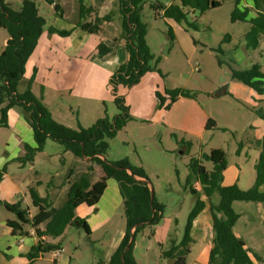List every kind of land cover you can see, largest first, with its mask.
Masks as SVG:
<instances>
[{"label":"rangeland","instance_id":"374dc122","mask_svg":"<svg viewBox=\"0 0 264 264\" xmlns=\"http://www.w3.org/2000/svg\"><path fill=\"white\" fill-rule=\"evenodd\" d=\"M33 1L38 14L45 19V31L49 26L70 29L77 20L76 0H68V3L60 0L64 9L62 15L56 12L47 0ZM98 1L90 0L92 3ZM116 1L108 0L107 7L111 6L116 10ZM150 1L146 0L144 3L141 17L147 25L146 42L150 51L155 58H161L157 67L163 77L157 70L148 71L135 84L122 91L117 90L116 94L124 99L123 103L127 106L129 119L116 131L114 137L107 140L105 158L108 162L127 159L130 165L142 167L154 197L164 205L154 234L151 235L150 227H145L134 239L132 253L136 264H169V259L161 257V250L169 248L170 240L178 242L182 239L188 213L197 197L187 185L190 173L188 164L192 157L200 159L207 172L212 173L215 164L202 157L212 150H220L227 163L225 182L229 178L238 177L241 189L251 187L254 182V162L258 151L250 145V141L255 139L260 131L256 128L255 121L258 117L253 111L264 102L258 101L262 97L254 90L231 77L228 64L235 69H246L258 64L260 70L264 71V34L259 36L256 49H246L244 35L250 23L231 21L233 0H219L221 3L218 7L204 13L191 12L188 21H193L195 27H189L184 21L179 24L166 21L150 8ZM246 1L249 0H242V3L245 4ZM4 2L12 9L19 10L23 0ZM251 5L250 9L254 12L253 4ZM252 11L249 17L253 16ZM112 17L111 23L105 24L103 33L90 34V39L85 40L88 43L86 47L90 48L87 76L76 77L71 86L72 91L58 92L53 89L48 76L43 74L47 70L38 74L37 71H32L42 80L35 79L31 90L39 97L41 87H44L43 101L51 106L54 112L52 117L54 116L57 122L69 124L72 128H76L77 124L89 127L105 115L112 119L120 113L108 85V75L117 64H121L124 44L120 48L118 44L107 41V37L111 39L119 35L121 29L117 13ZM169 26L174 33L172 40L167 35ZM7 38V31L0 28V53ZM41 41L69 40L48 33L44 34ZM100 42H104L112 50L110 57L104 61L98 57L97 45ZM219 48L221 52L218 51ZM218 59L223 63L218 64ZM174 87L189 89L195 97L194 100L178 99L169 111H166L160 107L155 92ZM208 118L215 121L214 127H205ZM262 123L264 124L263 120ZM10 133L9 129L0 128V149L8 142ZM8 166L11 169L18 164ZM28 168L29 163L26 164V170ZM85 168L90 173V182L102 179L104 173L96 161L65 152L59 143L48 138L43 151L37 152L34 169L30 172L36 170L39 173L38 177L44 182L40 188L43 195L46 192L45 185L51 180L55 186L64 188L59 195L61 199L58 198L54 204L59 208L65 202L66 190L69 187L67 181L80 178ZM26 170L23 171L27 173ZM194 187L200 191L198 182H194ZM219 200V193L215 191L211 202L216 204ZM27 204L34 210L29 201ZM256 204L251 201L233 202L234 211L240 215L236 230L241 234L248 233L249 236L257 238L262 236L264 239L263 213L258 211ZM207 213L208 207L194 220L197 224L202 222L198 224L199 227L203 226H197L193 233L190 253L185 264H205L208 258L207 243L212 235V228L203 224L206 222ZM5 216L12 217L0 206V218ZM115 228H121L123 231L125 228L122 205L113 218L112 229ZM112 234L113 230L99 229L90 236L81 228L69 226L53 241L60 242L63 248L61 257H69V264H98V260L103 257L101 255L112 244ZM246 240L250 242L248 238ZM53 253L54 251L46 252L37 264H50L49 261L55 258ZM258 254L264 256L263 240Z\"/></svg>","mask_w":264,"mask_h":264},{"label":"trees","instance_id":"16d2710c","mask_svg":"<svg viewBox=\"0 0 264 264\" xmlns=\"http://www.w3.org/2000/svg\"><path fill=\"white\" fill-rule=\"evenodd\" d=\"M49 3L52 0H47ZM242 0H233L234 8L231 12V21H247L250 23L245 33L246 49H256L259 44V36L264 34V0H251L256 14L249 17V7L241 5ZM146 0H117V17L121 23L120 37L124 39V47L128 54L125 62L118 65L108 80V84L114 94V102L120 108V113L112 119L107 115L97 119L89 127H82L77 124L76 128L66 126L57 122L51 115L41 94L35 96L31 90L35 75L24 77V65L41 34L45 31V19L38 14L36 4L33 0H23L19 10L12 9L4 0H0V28L8 33L6 44L0 53V126H7V111L10 108H18L24 120L30 125L36 147L25 146V153L17 157L18 161H32L36 152L44 149L48 138L59 143L64 151H68L77 157H87L96 161L106 177L116 180L122 198L123 215L125 218L124 234L113 250L107 262L98 260V264H136L132 253L136 235L145 227L151 228V235L159 224L164 205L153 197L150 201V187L147 182L140 181L135 176L148 180L142 167H134L127 159L108 162L105 158L107 140L114 137L118 129H121L129 119L127 106L123 98L116 94L117 87L123 85L129 87L135 84L146 72L157 70L161 58L154 57L146 42L147 25L142 20L141 13ZM219 0H164L149 3L157 15L166 21L174 23L186 22L188 26L195 27V23L188 21V15L193 12L204 13L205 11L218 7ZM53 8L60 13V6L55 3ZM99 8L95 5H86L79 0L78 21L73 28L57 29L53 26L47 27L50 34H57L67 37L74 29H81L88 34H96L104 20L111 18V13L99 16ZM62 15V14H60ZM169 39L174 38L171 26L167 29ZM98 57L109 52L108 46L100 42L97 45ZM221 52V49H218ZM218 59V64H222ZM231 77L242 84L250 87L264 100V71L260 70L258 64L250 68L235 69L228 64ZM159 105L168 110L178 98H194V93L186 88L174 87L164 88L155 92ZM255 115L264 121V104L254 108ZM216 125L215 121L208 118L205 127L211 128ZM253 148L259 154L254 163L255 179L251 187L241 189L236 183L229 186L221 185L223 171L226 168V161L223 152L212 150L204 154L202 158L212 161L215 169L208 173L202 161L192 157L188 167L190 173L187 177V185L195 196L194 205L188 213L186 224L183 230L182 239L176 242L170 240L169 248L161 250V257L166 260H174V264H185L190 253V244L193 241L191 229L194 219L208 205L211 215L212 241L208 254L207 264H255L264 262V259L257 253L246 248L243 240L234 232V225L239 214L234 211V201H251L260 203L264 208V134L261 138L252 142ZM3 173L0 171V181ZM67 190L64 204L57 208L53 206L54 195L51 189L41 196L34 187H28V194L36 211L29 216L26 208H22L19 202L8 203L1 201L0 204L9 212L15 214V218L7 220L6 224L14 232L24 234L28 226L35 227V234L38 241L32 245L26 253L27 259L32 263L41 254L50 250L60 248L58 244H48L42 239L43 236H61L69 226L83 229L90 235V229L86 218L76 215L78 206H94L99 200L106 183L104 179L90 182L89 174H82L74 181H67ZM194 182L200 184V191L194 187ZM52 183L46 184L50 188ZM217 191L220 196L218 203L211 202V196ZM200 194V195H199ZM203 195L204 198H201ZM44 223L41 230L39 225ZM131 235L134 239L128 244ZM29 262V264H30Z\"/></svg>","mask_w":264,"mask_h":264},{"label":"crops","instance_id":"0c3cea01","mask_svg":"<svg viewBox=\"0 0 264 264\" xmlns=\"http://www.w3.org/2000/svg\"><path fill=\"white\" fill-rule=\"evenodd\" d=\"M71 1H74V0H71ZM76 1L78 2V7H79V0H76ZM107 1L108 0H99L97 3L96 2L92 3L90 2V0H83V3L86 5H95L96 7H98L99 16H104L108 13H111V18L109 20H104L101 23L100 30L98 32L100 34L103 33L105 24L111 23L113 19L112 17L113 14H116L118 12V5H116L117 9L113 10L111 6L107 7L106 5ZM64 2L68 3V0H64ZM55 3H57L60 6V14H64V9H63V6L60 4V0H52L50 4L53 5ZM251 4H252L251 0L246 1L245 4H243L241 1V5L247 6L249 7V9L252 8ZM78 7L76 11H78ZM250 11L252 10L250 9L249 13ZM255 14L256 12L254 11L253 16ZM77 21H78V12H77V20L73 22L74 25L71 28L75 26ZM120 27H121V23H120ZM57 29H62V28H57ZM121 31H122V28L120 29L119 35H117L116 37H113L111 39L107 37V41H112L113 43H116V45L118 44L120 48L123 47L124 39L120 37ZM44 34H48V32L44 31L41 34V36L39 37V40L37 41L35 48L33 49L27 61L25 62L24 77L26 78L30 77L33 74L32 73L33 70L37 71V74L38 72L41 73L43 70L44 71L47 70L43 74L48 76L49 84L52 85L53 89H55L58 92L65 91V90L72 91L71 86L73 85V81L75 80V78L81 75L87 76V69H88L87 62L90 61V58H89L90 48L86 47L88 43L85 40L90 39L89 38L90 34L77 28V29H74L69 36L65 37V38H68L69 41H41ZM72 36L74 37V39ZM58 37H61V36H58ZM108 48H109V52L105 54L104 56L99 57L100 58L99 60L102 59V61H104L108 57H110L109 55L112 53V50L110 49L109 46ZM122 51H123V54L121 55L120 63L126 61L128 58V54L125 50V47H123ZM116 66L115 68H113V70L116 69ZM112 71L109 73L108 75L109 77L113 73ZM37 74L35 75V79L42 80V78L41 79L37 78ZM124 88H126V86L119 85L117 87V90L119 89L120 91H122L124 90ZM111 93L114 96L112 90H111ZM178 99L194 100L193 98H178ZM261 99H263V97L258 99V101H260ZM44 103L47 105L48 109H50L49 111L51 112V115H53L54 112L50 108L51 106L46 102ZM169 109L166 111H169ZM255 123H256V128H259V131H260V133L257 134V137L255 138V139H258V138H261L262 135L264 134V124L262 123L261 118H258V120H256ZM64 125L68 126L69 124H64ZM0 128L9 129L11 132L8 142L5 144V146H3L0 149V171H2L3 173L2 179L0 181V200L6 201L11 204L19 202L22 208H26L28 210L29 216H33L36 211V208L34 207V210H31L29 208V205L27 204L28 201L31 204L30 197L28 194V187L30 186L34 187L37 190V192L41 196H43V194H41L40 192V188L44 185V182L38 177L39 173L36 170L33 171L32 173L30 172L31 169H34L35 157L37 155V152L34 154L32 161L22 162V161L17 160L18 156L23 155L25 153V146H29L31 148L36 147V142L33 137L32 128L22 117L21 111L15 107L10 108L7 111V126L5 127L0 126ZM255 139L250 141L251 146H252V142ZM240 147L241 146H239V149ZM42 151H39V152H42ZM65 152H68V151H65ZM85 161L87 160L85 159ZM27 163H29L30 168L26 170ZM10 164H18V166L12 167L11 169H9L8 165ZM23 170H26L27 173H25ZM226 171L227 169H225L223 172V179H222L223 185L229 186V185H232L233 183H236L238 185L239 183L238 177L229 178L225 182L224 174ZM85 173H88L90 176V173L87 172L86 168L83 170L82 174H85ZM138 178L143 179L140 177ZM102 179L105 180L106 186L99 200L97 201V203L91 207L86 206L85 204L78 206L76 209V215L79 217L86 218L87 224L90 229V236L93 234L94 231L99 230V229H105L107 231L113 230V234L111 236L112 244L108 248V250L104 252L103 255H101V257L103 256L101 260L104 262H107L113 250L119 244L124 234V231L121 228L112 229L113 228V218L117 214L122 204V198L120 195L118 184L115 179L111 177H106L105 174H103ZM48 183H54V181L51 180ZM53 186L55 185L52 184L50 188L44 189V192L47 189H51V192L53 193V195H56L55 200H53V206H55L54 205L55 201L58 198L61 199L59 195H60V192H62L64 188L60 187L59 185L52 188ZM195 188L199 190L197 187ZM46 193L47 191L44 193V195ZM201 198H204V197L201 196ZM65 200L66 198L64 199V201ZM0 206L2 205L0 204ZM256 206L258 208V211L260 213H263V218H264L263 206L260 203H257ZM207 207L208 205H206L205 208L201 212H204ZM9 213L12 215V217L5 216L3 219L0 218V256H2L0 257V264H15L14 262H19L20 264H29L30 261L27 259L26 253L29 251L30 247L38 241V237L35 234V227L28 226L24 234H21V232H14L12 228L6 224L7 220H11L15 218L14 213H11V212ZM198 216L195 219H197ZM205 221L206 222H203V224L211 227V215H210L209 208H208V213H207ZM201 223L202 222L198 224L200 225ZM198 224L194 223L193 221V227L191 229L192 238H193V233L196 227L198 226ZM236 224H237V221L234 225L235 234L243 240L244 246L246 248L258 254L260 243L262 242V240L264 241V239H262V236H259V238H257V237L249 236L248 233L241 234L236 230ZM202 226L203 225H201L200 227L198 226V228H201ZM39 228L42 230L44 228V223L40 224ZM59 237L60 236L58 237L43 236L42 237V239L46 241V243L58 244L60 246V248H57L55 250L54 249L50 250V251H54L53 255L55 256V258L51 259L49 262L50 264H69V260H70L69 257H66L63 259L61 257L63 248L60 242L53 241L54 239L59 238ZM247 238L250 242H247L246 240ZM211 241H212V235L209 237V242L207 243L208 251L211 248ZM57 252L58 254H56ZM44 254H41L32 263L30 262V264H37V262L43 259ZM261 257L264 259V256H261ZM207 261H208V258L205 260V264H207ZM255 264H264V262L260 263V262L255 261Z\"/></svg>","mask_w":264,"mask_h":264},{"label":"water","instance_id":"95a60500","mask_svg":"<svg viewBox=\"0 0 264 264\" xmlns=\"http://www.w3.org/2000/svg\"><path fill=\"white\" fill-rule=\"evenodd\" d=\"M193 12H194V11H193ZM135 178L138 179V180H140V181H145V182H147L148 185H149L148 180H146V179H139L137 176H135ZM149 187H150V201L152 202L153 197H154V194H153V189H152V187H151V186H149ZM133 239H134V236L131 235L129 242H128V244L126 245V249L129 248L130 243L132 242ZM169 264H174V260H170Z\"/></svg>","mask_w":264,"mask_h":264},{"label":"built area","instance_id":"2783aa9c","mask_svg":"<svg viewBox=\"0 0 264 264\" xmlns=\"http://www.w3.org/2000/svg\"><path fill=\"white\" fill-rule=\"evenodd\" d=\"M56 254H58V252Z\"/></svg>","mask_w":264,"mask_h":264}]
</instances>
